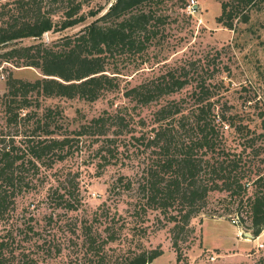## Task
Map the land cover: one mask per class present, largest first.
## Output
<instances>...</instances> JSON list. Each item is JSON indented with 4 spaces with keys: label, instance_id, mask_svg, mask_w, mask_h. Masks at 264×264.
I'll use <instances>...</instances> for the list:
<instances>
[{
    "label": "rangeland",
    "instance_id": "1",
    "mask_svg": "<svg viewBox=\"0 0 264 264\" xmlns=\"http://www.w3.org/2000/svg\"><path fill=\"white\" fill-rule=\"evenodd\" d=\"M110 1L36 0L22 11L15 0H3L0 7L7 3L4 20L33 17L41 7L42 13L58 22L67 6L82 2V11H87L91 7H106ZM188 1L164 0L157 9L166 19L158 27L164 35L160 33L142 56L111 58L122 62L121 87L95 101L33 93L29 95L28 108L22 111V116L30 113L29 118L9 122L8 79L13 76L33 81L41 73L33 67L0 64V134L6 135L7 140L14 137L18 143L34 130L42 139L51 135L72 139L70 154L64 160H57L52 166L39 163L38 169L24 170L28 188L16 194L15 204L0 219V243H5L2 264H123L127 255L142 247H162L164 251L150 264H178L170 232L173 223L160 210L149 208L145 213L140 208L143 199L134 187L147 154L144 144L130 137L133 133H147L157 125L155 112L162 105L173 104V100L181 101L185 111H191L192 105L187 102L193 101L191 90L204 81L211 85L212 99L219 101L216 112L224 109L227 116H233V126L227 122L219 124L221 147L231 153L240 151L241 143L253 144L245 152V158L253 159L262 143L259 136L264 133V2L251 10L248 22L236 21L235 30L217 21L222 0H196L195 15L187 12ZM79 29L62 34H73ZM60 35L48 32L43 39L49 43ZM22 43L30 44L32 40ZM5 49L0 47V54ZM183 66L191 83L179 93L148 104L124 95L127 89L170 68L184 72ZM105 111L121 114L128 122V129L118 136L110 133L117 140L105 142V136L76 134L82 125ZM38 121L42 126L36 130ZM128 179L135 183L131 189L126 187ZM252 192L253 188L249 195ZM226 199L225 192L210 193L205 209L192 219L194 232L182 233L181 246L187 262L255 264L264 255V247H259V243L264 244V230L261 237L247 236L245 233L252 231L248 228L246 208L235 205L228 209ZM238 218L245 221L233 223ZM214 246L235 255L219 258L220 250Z\"/></svg>",
    "mask_w": 264,
    "mask_h": 264
},
{
    "label": "trees",
    "instance_id": "2",
    "mask_svg": "<svg viewBox=\"0 0 264 264\" xmlns=\"http://www.w3.org/2000/svg\"><path fill=\"white\" fill-rule=\"evenodd\" d=\"M32 1L36 0H15L22 11ZM163 2L112 0L106 7H91L87 11H82L83 3L77 2L67 6L64 17L58 22L42 13L41 7L33 17L4 20L5 3L0 7V47L6 49L0 54V64L7 62L17 67H33L41 73L33 81L13 76L8 79V96L11 98L7 105V112L11 114L9 122L29 118L30 113L22 116V111L28 108L29 95L33 93L95 101L108 92L119 90L122 74L119 64L122 62L111 61V58L116 55L127 57V54L142 56L160 33L164 35L158 27L161 28L160 24H165L166 19L157 12ZM263 2L222 0V13L217 21L236 30V21L248 22L251 10ZM76 27H80L77 32L62 34ZM48 32L61 35L47 43L43 37ZM25 39L32 40V43H22ZM181 69L184 72L170 68L150 81L127 89L124 95L148 104L179 93L191 83L185 66ZM204 82L191 90L193 101L186 99L192 105L191 111H185L181 101L173 100V104L162 105L155 112L157 125L148 134L133 133L130 137L144 144L147 154L134 187L143 199L140 208L145 213L149 208L160 210L173 223L170 232L178 264H191L187 262L181 246L182 233L186 230L194 232L192 219L205 209L212 192L227 193L228 209L235 205L239 209L246 208L250 218L248 228L255 237L264 230V133L259 136L262 143L253 153V159L245 158V152L254 146L247 142L241 143L243 148L240 151H224L218 127L225 122L233 126V116H227L224 109L216 112L219 101L212 99L211 85ZM41 126L38 121L36 130ZM113 126L116 127L112 129ZM234 126L241 130V127ZM128 127L123 115H111L105 111L82 125L76 134L97 138L105 136L103 141L113 142L117 139L110 137V133L118 136ZM46 134L51 132L46 131ZM25 136L19 140V145L14 137L7 140L6 135L0 134V219L15 204L16 194L28 188V182L24 183L25 169H38L39 163L52 166L70 154L72 139L69 137L51 135L42 139L35 130ZM108 150L113 153L112 149ZM127 182V188L135 186L131 179ZM251 188L253 192L249 195ZM59 197L64 198V195ZM243 220L238 221L243 223ZM4 244L0 243V264L4 261L1 253ZM163 253L162 247H142L127 255L123 264H150ZM255 264H264V255Z\"/></svg>",
    "mask_w": 264,
    "mask_h": 264
},
{
    "label": "built area",
    "instance_id": "3",
    "mask_svg": "<svg viewBox=\"0 0 264 264\" xmlns=\"http://www.w3.org/2000/svg\"><path fill=\"white\" fill-rule=\"evenodd\" d=\"M186 10H187L188 13H190L192 15H195L198 12V3H197V1L196 0H189L188 4L186 6ZM232 221L235 224L239 223L238 219H233ZM259 247L260 248L264 247V244L263 243H259Z\"/></svg>",
    "mask_w": 264,
    "mask_h": 264
},
{
    "label": "crops",
    "instance_id": "4",
    "mask_svg": "<svg viewBox=\"0 0 264 264\" xmlns=\"http://www.w3.org/2000/svg\"><path fill=\"white\" fill-rule=\"evenodd\" d=\"M240 229V228H239ZM238 234H240V231L238 232ZM262 235H260L259 237H261ZM214 248H216V249H218V250H220V252H219V254L217 253V256L219 257V258H222V259H224V258H226L227 256H233V255H235V253H228V254H225V249L224 248H222V247H220V246H214ZM228 251V250H227ZM230 261V260H229ZM231 262H234V261H231ZM237 262V261H236Z\"/></svg>",
    "mask_w": 264,
    "mask_h": 264
},
{
    "label": "water",
    "instance_id": "5",
    "mask_svg": "<svg viewBox=\"0 0 264 264\" xmlns=\"http://www.w3.org/2000/svg\"><path fill=\"white\" fill-rule=\"evenodd\" d=\"M245 234H246L247 236H249V237L254 238V235H253L252 233L246 232Z\"/></svg>",
    "mask_w": 264,
    "mask_h": 264
}]
</instances>
